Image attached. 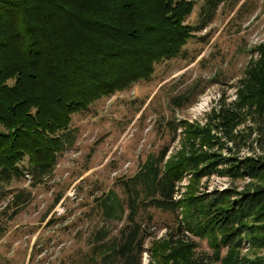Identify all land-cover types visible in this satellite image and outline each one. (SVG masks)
Segmentation results:
<instances>
[{
    "label": "trees",
    "instance_id": "16d2710c",
    "mask_svg": "<svg viewBox=\"0 0 264 264\" xmlns=\"http://www.w3.org/2000/svg\"><path fill=\"white\" fill-rule=\"evenodd\" d=\"M203 1L192 27L185 23L191 0H0V188L24 177L43 182L76 140L72 114L148 79L156 62L181 55L228 2ZM255 52L234 106L213 112L202 128L204 143L218 145L216 152L191 151L168 166L162 165L163 152L119 181L120 193L96 198L104 224L92 233L90 254L75 264H142L151 217L145 225L138 218L148 209L176 215L177 182L188 170L195 181L213 175L249 180L240 191L215 189L188 200L197 215L196 236L211 234L227 252L221 258L219 252L214 258L196 255V245L181 238L179 221L167 231L155 264H264V255L248 259L239 253L243 243L264 250V44ZM248 116L260 153L251 145V156H241L247 141L237 146L234 130Z\"/></svg>",
    "mask_w": 264,
    "mask_h": 264
},
{
    "label": "rangeland",
    "instance_id": "374dc122",
    "mask_svg": "<svg viewBox=\"0 0 264 264\" xmlns=\"http://www.w3.org/2000/svg\"><path fill=\"white\" fill-rule=\"evenodd\" d=\"M191 1L193 10L185 23L195 27L204 1ZM227 1L207 28L186 42L181 55L156 62L148 79L72 114L76 140L43 182L34 185L24 177L0 188V264H75L90 254L92 233L104 224L96 198L109 190L120 193L119 181L134 176L163 152V166L191 151L216 152L218 145L204 143L202 128L213 112L234 106L245 72L258 58L255 49L264 44V0ZM252 126L248 116L234 130L237 146L247 141L241 156H251L246 148L251 145L260 153L255 133L248 128ZM210 134L221 136L215 130ZM248 182L216 175L195 181L193 171H184L174 199L181 201L177 214L148 209L138 218L145 225L151 217L152 237L146 241L142 264L156 263L167 231L179 221L184 228L181 238L196 245V255L214 258L219 252L223 257L227 249H218L211 234L194 233L197 215L188 200L215 189L240 191ZM113 225L115 235L122 223ZM239 253L254 259L264 250L243 243Z\"/></svg>",
    "mask_w": 264,
    "mask_h": 264
},
{
    "label": "built area",
    "instance_id": "2783aa9c",
    "mask_svg": "<svg viewBox=\"0 0 264 264\" xmlns=\"http://www.w3.org/2000/svg\"><path fill=\"white\" fill-rule=\"evenodd\" d=\"M247 156H250V154H249V155H247ZM224 189H225V188H222L221 190H224ZM221 190H220V191H221ZM175 195H176V194H175ZM174 199H175V196H174Z\"/></svg>",
    "mask_w": 264,
    "mask_h": 264
}]
</instances>
